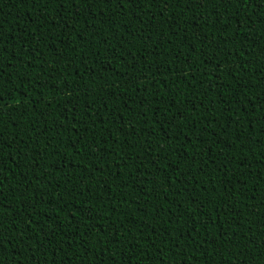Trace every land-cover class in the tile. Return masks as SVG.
<instances>
[{"label": "trees", "instance_id": "trees-1", "mask_svg": "<svg viewBox=\"0 0 264 264\" xmlns=\"http://www.w3.org/2000/svg\"><path fill=\"white\" fill-rule=\"evenodd\" d=\"M0 264H264V0H2Z\"/></svg>", "mask_w": 264, "mask_h": 264}, {"label": "snow or ice", "instance_id": "snow-or-ice-1", "mask_svg": "<svg viewBox=\"0 0 264 264\" xmlns=\"http://www.w3.org/2000/svg\"><path fill=\"white\" fill-rule=\"evenodd\" d=\"M0 3H2V0H0ZM0 100H2V96H0Z\"/></svg>", "mask_w": 264, "mask_h": 264}]
</instances>
